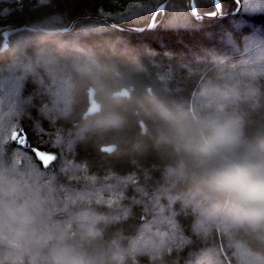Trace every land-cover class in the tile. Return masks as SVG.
<instances>
[{"label":"trees","instance_id":"obj_1","mask_svg":"<svg viewBox=\"0 0 264 264\" xmlns=\"http://www.w3.org/2000/svg\"><path fill=\"white\" fill-rule=\"evenodd\" d=\"M192 1L196 12L220 15L195 17L187 0H167L146 30L83 19L64 31L19 30L3 47L2 32L24 24L61 29L95 16L144 27L161 0H0V121L11 124L4 141L10 152L40 164L56 218L86 196L78 210L101 218L105 240L140 250L127 264H237L225 236L198 234L196 217L177 198L181 189L164 181L168 158L145 112L152 100L194 115L223 103L247 134L264 136V0H216L217 8L214 0ZM40 41L95 51L106 90L129 93L115 109L126 118L123 128L85 131L104 114L83 118L89 98L102 97L69 72L29 71L23 54ZM107 144L115 148L101 150ZM33 147L53 155L47 167ZM237 239L264 258V248ZM156 247L159 255L151 251Z\"/></svg>","mask_w":264,"mask_h":264},{"label":"clouds","instance_id":"obj_2","mask_svg":"<svg viewBox=\"0 0 264 264\" xmlns=\"http://www.w3.org/2000/svg\"><path fill=\"white\" fill-rule=\"evenodd\" d=\"M23 58L29 71L69 72L111 102L106 110L102 100H94L92 112L104 114L85 131L123 128L126 118L115 109L129 93L106 90L93 49L40 41ZM149 103L145 115L153 121L155 144L168 158L163 179L181 189L177 198L196 217L198 234L218 231L231 244L237 264H260L264 258L237 237L264 248V136L247 134L244 121L223 103L195 115L179 105ZM10 129V122L0 121V264H127L139 254L135 246L105 240L101 218L78 210L86 196L77 198L65 218H56L45 172L36 161L9 151L4 138ZM151 251L160 253L158 247Z\"/></svg>","mask_w":264,"mask_h":264},{"label":"water","instance_id":"obj_3","mask_svg":"<svg viewBox=\"0 0 264 264\" xmlns=\"http://www.w3.org/2000/svg\"><path fill=\"white\" fill-rule=\"evenodd\" d=\"M166 1L167 0H161V2L158 4V6L152 11V13L150 15V18H149L148 24L146 26H144V27L123 26V25L117 24V23H115V22H113V21H111V20H109L107 18H99V17H95V16L78 17V18L74 19L70 23V25L68 27L61 28V29H44V28H41V27H38V26L24 24V25H21V26H18V27L5 29L2 32V36L4 37V39H3V45L4 46L3 47H7L8 44H9L8 36L11 33L17 32L19 30L29 29V30H35V31L42 30V31H46V32L64 31V30L71 29L73 27V25L77 21L83 20V19L103 20V21L108 22L110 25H113L114 27L119 28V29H122V30H137V31L146 30V29H149V28H151L153 26V24H154V16H155L157 10L159 8H161L166 3ZM214 3H215L216 8H217V1L214 0ZM187 5H188L189 10L191 11V13H193V15L195 17H213V16H216V15H220V12L218 10H215L214 12H211V13H198V12H196L195 11V8L193 6V1L192 0H187ZM120 90H126L127 91L126 88H122ZM94 100H95V98H93V97H90L89 98L88 106H87L86 110L83 113V118H86L88 115H92L93 114V112H92L91 109H92ZM114 148H115V145L114 144H107V145H102L101 146V150L107 151V152L112 151ZM32 150L35 153L36 158L42 163V165L44 167H47L49 165L50 161L53 159V155L51 153H49V152H46V151L41 150V149H38L36 147H33Z\"/></svg>","mask_w":264,"mask_h":264}]
</instances>
